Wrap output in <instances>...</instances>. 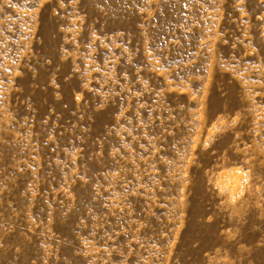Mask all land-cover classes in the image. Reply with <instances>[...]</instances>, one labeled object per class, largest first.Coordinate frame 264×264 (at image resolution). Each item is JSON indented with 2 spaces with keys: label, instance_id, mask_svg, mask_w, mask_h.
<instances>
[{
  "label": "rangeland",
  "instance_id": "obj_1",
  "mask_svg": "<svg viewBox=\"0 0 264 264\" xmlns=\"http://www.w3.org/2000/svg\"><path fill=\"white\" fill-rule=\"evenodd\" d=\"M0 264H264V0H0Z\"/></svg>",
  "mask_w": 264,
  "mask_h": 264
}]
</instances>
